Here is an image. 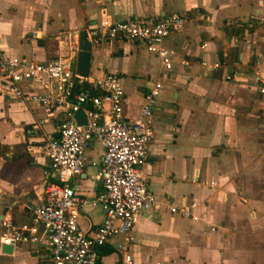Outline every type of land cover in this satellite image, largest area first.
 I'll return each instance as SVG.
<instances>
[{
  "label": "crops",
  "instance_id": "obj_1",
  "mask_svg": "<svg viewBox=\"0 0 264 264\" xmlns=\"http://www.w3.org/2000/svg\"><path fill=\"white\" fill-rule=\"evenodd\" d=\"M169 14L186 17L163 40L172 54L169 70L141 42L117 37L91 44L87 77L117 76L128 118L147 87L161 82L142 166L156 207L138 214L129 241L117 235L98 247L96 264H122L123 254L131 264H264V92L252 80L264 72V0H0V53L35 62L71 55L75 63L78 32L102 17ZM239 23L249 24L241 34L225 30ZM3 85L0 79V220L28 225L49 171L43 136L64 113L46 115ZM22 89L43 92L34 82ZM100 152L93 140L81 172L69 180L83 200L75 219L84 230L102 219ZM168 204L187 206L192 217L170 213ZM47 257L38 243L18 244L9 254L0 245V264H44Z\"/></svg>",
  "mask_w": 264,
  "mask_h": 264
},
{
  "label": "built area",
  "instance_id": "obj_2",
  "mask_svg": "<svg viewBox=\"0 0 264 264\" xmlns=\"http://www.w3.org/2000/svg\"><path fill=\"white\" fill-rule=\"evenodd\" d=\"M183 14H169L153 20L124 19L111 21L102 17L96 26L85 29L90 44L103 39L125 38L143 43L162 70L172 66V54L163 45L165 37L183 27ZM32 37L39 32L32 30ZM211 68V67H209ZM234 74H225V79ZM0 79L7 94L40 106L46 115L63 109L53 132L45 133L43 144L48 160L47 179L41 202L30 209L28 225H14L0 220V245L15 247L38 243L48 250L44 264H96L97 248L110 237L129 241V231L142 211L156 207L155 196L142 174L147 147L152 141L149 116L156 104L161 82L154 80L143 94L136 115L128 118L123 111L125 95L115 75L90 78L74 70L71 55L57 56L46 62L28 61L0 53ZM252 80L264 92V72H254ZM34 82L42 93L24 92L22 84ZM81 111L85 122L79 124L73 114ZM96 140L101 152L95 176L102 187L96 202L102 219L95 227L81 229L75 219L83 200L69 183L83 167L84 150ZM195 175H193V178ZM170 213L192 217L187 206L167 205ZM122 264H131L127 254Z\"/></svg>",
  "mask_w": 264,
  "mask_h": 264
},
{
  "label": "water",
  "instance_id": "obj_3",
  "mask_svg": "<svg viewBox=\"0 0 264 264\" xmlns=\"http://www.w3.org/2000/svg\"><path fill=\"white\" fill-rule=\"evenodd\" d=\"M90 48L91 44L88 40L85 39V30L81 29L77 34V44L75 51V63L74 70L77 74L82 76H87L89 69V61H90ZM75 121L79 124L85 122L84 115L81 111H76L73 114ZM1 250L4 253H11L12 247L11 245H1Z\"/></svg>",
  "mask_w": 264,
  "mask_h": 264
},
{
  "label": "trees",
  "instance_id": "obj_4",
  "mask_svg": "<svg viewBox=\"0 0 264 264\" xmlns=\"http://www.w3.org/2000/svg\"><path fill=\"white\" fill-rule=\"evenodd\" d=\"M236 25H237V27H234V26H230L229 25V27L227 29L225 28V30L229 34L233 33L235 35H239V34H241L242 29L243 28H247L248 27L247 25H249V24H247V23H239V24H236Z\"/></svg>",
  "mask_w": 264,
  "mask_h": 264
}]
</instances>
